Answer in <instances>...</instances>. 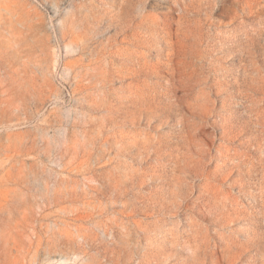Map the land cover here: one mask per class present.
<instances>
[{"label": "rangeland", "instance_id": "rangeland-1", "mask_svg": "<svg viewBox=\"0 0 264 264\" xmlns=\"http://www.w3.org/2000/svg\"><path fill=\"white\" fill-rule=\"evenodd\" d=\"M0 264H264V0H0Z\"/></svg>", "mask_w": 264, "mask_h": 264}]
</instances>
